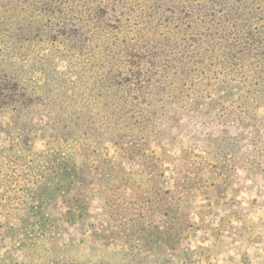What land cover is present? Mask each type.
<instances>
[{"label":"rangeland","instance_id":"374dc122","mask_svg":"<svg viewBox=\"0 0 264 264\" xmlns=\"http://www.w3.org/2000/svg\"><path fill=\"white\" fill-rule=\"evenodd\" d=\"M126 253L264 264V0H0V264Z\"/></svg>","mask_w":264,"mask_h":264},{"label":"trees","instance_id":"16d2710c","mask_svg":"<svg viewBox=\"0 0 264 264\" xmlns=\"http://www.w3.org/2000/svg\"><path fill=\"white\" fill-rule=\"evenodd\" d=\"M63 23H65V22H63ZM5 30H10V29H5ZM79 215H82V212ZM123 256H124L123 259L125 261H122L119 264H152V263L153 264H158L157 263L158 259L165 260L164 259V254H162V253L161 254H156L155 256L148 257V258H141V257H138L135 254L133 255V254H129V253H126Z\"/></svg>","mask_w":264,"mask_h":264}]
</instances>
